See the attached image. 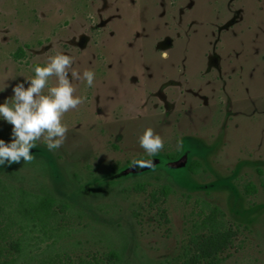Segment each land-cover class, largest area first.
<instances>
[{"label": "rangeland", "instance_id": "1", "mask_svg": "<svg viewBox=\"0 0 264 264\" xmlns=\"http://www.w3.org/2000/svg\"><path fill=\"white\" fill-rule=\"evenodd\" d=\"M56 52L95 76L72 79L85 99L58 149L37 140L33 160L0 167L16 264H105L109 249L119 264H178L206 205L233 232L216 264H264V0H0V87ZM147 127L163 140L154 156L138 143ZM21 192L51 195L52 217L32 220Z\"/></svg>", "mask_w": 264, "mask_h": 264}, {"label": "clouds", "instance_id": "2", "mask_svg": "<svg viewBox=\"0 0 264 264\" xmlns=\"http://www.w3.org/2000/svg\"><path fill=\"white\" fill-rule=\"evenodd\" d=\"M32 72L33 75L28 78H13L14 83L10 84L8 80L0 87V93L6 88L11 89V95L0 102V121L11 125L8 140L0 138V167L20 163L21 159L25 162L33 160L34 154L30 150L37 147V140L42 139L50 152L58 149L68 131L67 125L61 122L63 114L75 109L85 99L73 95L75 88L72 79H82L91 87L95 76L90 68L76 71L73 57L62 52L48 56L43 65H33ZM53 75L56 84L48 86L46 93L43 92L49 77ZM138 143L149 156H154L163 147L162 137L151 127L144 129ZM141 163L150 165L151 160Z\"/></svg>", "mask_w": 264, "mask_h": 264}, {"label": "trees", "instance_id": "3", "mask_svg": "<svg viewBox=\"0 0 264 264\" xmlns=\"http://www.w3.org/2000/svg\"><path fill=\"white\" fill-rule=\"evenodd\" d=\"M187 169L190 173L195 174L202 171V166L198 161L193 160L187 165ZM0 188L6 187L0 182ZM250 189L248 184L246 191ZM167 191L169 189L164 188L163 192L167 193ZM21 195V203L24 205L26 214L32 220L45 222L52 217L51 208L55 199L51 195H34L26 192H21ZM206 206V210L201 209L197 213L196 219L191 223L192 233L189 235L187 245L183 247L181 262L178 264H201L202 261L204 264H216L218 253L231 243L233 232L224 222L222 212L216 206ZM8 247L0 243V256L3 258L2 261L0 260V264H16L23 254L24 249L20 239L10 242ZM9 250L12 252H8ZM122 253L121 250L109 249L104 254L107 261L105 264H119L122 261ZM34 261L30 264H62L56 255ZM88 264L102 263L93 261Z\"/></svg>", "mask_w": 264, "mask_h": 264}, {"label": "water", "instance_id": "4", "mask_svg": "<svg viewBox=\"0 0 264 264\" xmlns=\"http://www.w3.org/2000/svg\"><path fill=\"white\" fill-rule=\"evenodd\" d=\"M137 163H134L132 166L136 165Z\"/></svg>", "mask_w": 264, "mask_h": 264}]
</instances>
